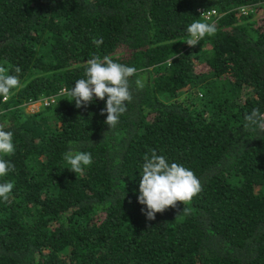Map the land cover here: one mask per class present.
I'll return each mask as SVG.
<instances>
[{"label": "trees", "instance_id": "obj_1", "mask_svg": "<svg viewBox=\"0 0 264 264\" xmlns=\"http://www.w3.org/2000/svg\"><path fill=\"white\" fill-rule=\"evenodd\" d=\"M195 21L217 31L189 46ZM95 56L137 69L112 129L107 97L77 108L68 95ZM0 66L21 68L0 97L15 145L0 154L15 166L0 177L14 183L0 264H264V131L243 127L264 113V0H0ZM70 149L91 153L83 173ZM153 151L200 180L189 214L142 212Z\"/></svg>", "mask_w": 264, "mask_h": 264}, {"label": "clouds", "instance_id": "obj_2", "mask_svg": "<svg viewBox=\"0 0 264 264\" xmlns=\"http://www.w3.org/2000/svg\"><path fill=\"white\" fill-rule=\"evenodd\" d=\"M186 30L189 34L186 43L195 46L205 36L215 35L217 27L215 23L195 21L188 25ZM92 42L99 46L103 39L94 38ZM87 65L86 78L76 80L75 87H71L68 95L72 98L71 101H75L77 108L87 106L94 98L105 100L107 97L106 107L101 110V115L106 112L107 118L104 123L110 129L115 128L120 116L127 110L126 102L133 99L130 78L137 74V69L115 62L109 56L102 59L95 56L87 61ZM14 71L15 75L9 74L8 68L0 66V97L5 100L20 86L21 68L16 66ZM135 84L138 88L143 87L139 79ZM245 120L244 128L264 131V113H260L258 109H253L247 114ZM13 136L12 131H6L4 126L0 125V154L6 156L14 153ZM63 159L70 165L69 170L76 174L83 173L93 162L91 153L73 152L71 149L64 153ZM14 168V164L0 156V177L7 176ZM140 176L138 202L146 205V211L142 209V212H145L148 220H154L156 213H162L169 207L175 208L177 202H182L183 212L189 214L190 209L185 205L203 191L200 180L191 169L175 162L169 163L164 156L157 155L155 151L150 157H145ZM13 189L14 183L11 181L0 183V198L8 201Z\"/></svg>", "mask_w": 264, "mask_h": 264}, {"label": "rangeland", "instance_id": "obj_3", "mask_svg": "<svg viewBox=\"0 0 264 264\" xmlns=\"http://www.w3.org/2000/svg\"><path fill=\"white\" fill-rule=\"evenodd\" d=\"M39 104V102L36 104V105H34V106H30V107H26V111H30V112H32V111H36L38 108H40V105H38Z\"/></svg>", "mask_w": 264, "mask_h": 264}, {"label": "built area", "instance_id": "obj_4", "mask_svg": "<svg viewBox=\"0 0 264 264\" xmlns=\"http://www.w3.org/2000/svg\"><path fill=\"white\" fill-rule=\"evenodd\" d=\"M212 14H214V12H212ZM203 15H204V17H206V19H208L210 14H209V13H208V14H207V13H204ZM2 100H5V99L3 98ZM38 102H39L38 105H41V103H42L43 101L39 100V101H37L36 103H38ZM48 103H49L48 101H44V104H48ZM33 105H36V104H33Z\"/></svg>", "mask_w": 264, "mask_h": 264}]
</instances>
